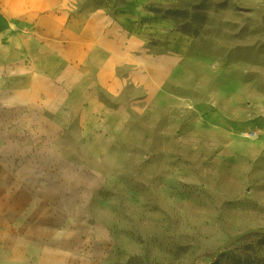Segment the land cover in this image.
Returning a JSON list of instances; mask_svg holds the SVG:
<instances>
[{
  "label": "rangeland",
  "instance_id": "rangeland-1",
  "mask_svg": "<svg viewBox=\"0 0 264 264\" xmlns=\"http://www.w3.org/2000/svg\"><path fill=\"white\" fill-rule=\"evenodd\" d=\"M84 11L190 50L113 95ZM0 264H264V0H0Z\"/></svg>",
  "mask_w": 264,
  "mask_h": 264
},
{
  "label": "crops",
  "instance_id": "crops-1",
  "mask_svg": "<svg viewBox=\"0 0 264 264\" xmlns=\"http://www.w3.org/2000/svg\"><path fill=\"white\" fill-rule=\"evenodd\" d=\"M144 16L124 14L117 20L101 11L79 13V20L84 18L88 24L78 35V56L89 64L97 83L113 95L120 96L129 84L145 88L147 95L155 94L190 50L192 39L170 20ZM151 37L162 40L160 50L146 48ZM120 67L127 70L119 73Z\"/></svg>",
  "mask_w": 264,
  "mask_h": 264
}]
</instances>
